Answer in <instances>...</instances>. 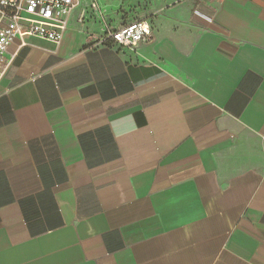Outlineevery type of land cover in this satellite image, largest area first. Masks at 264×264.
Wrapping results in <instances>:
<instances>
[{
  "label": "crops",
  "instance_id": "crops-1",
  "mask_svg": "<svg viewBox=\"0 0 264 264\" xmlns=\"http://www.w3.org/2000/svg\"><path fill=\"white\" fill-rule=\"evenodd\" d=\"M7 57L0 264H264V0H78Z\"/></svg>",
  "mask_w": 264,
  "mask_h": 264
},
{
  "label": "built area",
  "instance_id": "built-area-1",
  "mask_svg": "<svg viewBox=\"0 0 264 264\" xmlns=\"http://www.w3.org/2000/svg\"><path fill=\"white\" fill-rule=\"evenodd\" d=\"M78 0H0V80L11 65L7 57L9 43L16 38L34 36L60 44L69 16ZM94 6H97L94 3ZM195 13L205 16L199 10ZM153 30L145 20H134L116 30H108L99 44L135 46L148 42Z\"/></svg>",
  "mask_w": 264,
  "mask_h": 264
}]
</instances>
